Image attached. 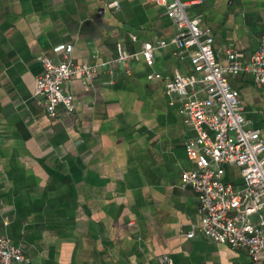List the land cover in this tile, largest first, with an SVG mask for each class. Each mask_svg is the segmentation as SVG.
I'll use <instances>...</instances> for the list:
<instances>
[{"label": "crops", "instance_id": "crops-1", "mask_svg": "<svg viewBox=\"0 0 264 264\" xmlns=\"http://www.w3.org/2000/svg\"><path fill=\"white\" fill-rule=\"evenodd\" d=\"M110 1L0 0V231L22 247L21 264H164V255L174 264H264L245 248L186 237L202 220L197 192L181 185L195 167L185 149L195 130L165 83L194 73L190 51L169 44L152 66L142 56L128 70L110 63L120 43L138 52L177 30L151 0H119L100 14ZM188 1L218 59L233 49L246 64L264 35V0ZM59 46L76 62L105 64L93 80L67 83L76 109L59 107L53 118L35 84L40 57L62 60ZM230 82L264 138V90L247 71ZM226 169V182L242 183L237 167Z\"/></svg>", "mask_w": 264, "mask_h": 264}, {"label": "built area", "instance_id": "built-area-1", "mask_svg": "<svg viewBox=\"0 0 264 264\" xmlns=\"http://www.w3.org/2000/svg\"><path fill=\"white\" fill-rule=\"evenodd\" d=\"M151 1L162 6L173 20L175 35L156 44L143 42L138 52H129L120 43L118 56L110 63L121 64L128 70L129 61L142 56L152 66L155 51L169 44L190 51L194 73H177L165 83L166 93L180 98L185 120L195 130L185 145L195 167L182 175L181 185L197 192L202 220L186 232V237L202 236L232 248H245L254 259H259L264 256V138L259 130L248 126L241 94L231 85L230 77L250 72L255 84L264 90V35L246 64L233 49L227 51L228 59L223 63L216 55L211 31L202 28L200 20L189 14L188 0ZM119 7V0H113L99 13ZM130 37L137 40L135 34ZM57 50L64 51L60 61L40 57L43 71L35 84L36 94L43 98L53 118L58 116L59 107L67 113L76 109L75 96L67 91V83L76 76L89 82L105 64L76 62L70 46H59ZM160 77L155 72L149 75L150 79ZM227 166L239 169L241 184L225 181ZM24 261L22 247L0 231V264ZM160 261L174 264L168 255L161 256Z\"/></svg>", "mask_w": 264, "mask_h": 264}]
</instances>
